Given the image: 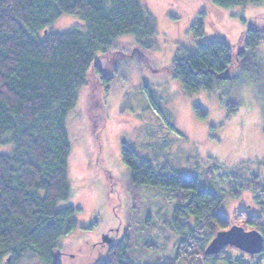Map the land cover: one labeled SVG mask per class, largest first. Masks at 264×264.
I'll list each match as a JSON object with an SVG mask.
<instances>
[{
  "label": "rangeland",
  "instance_id": "obj_1",
  "mask_svg": "<svg viewBox=\"0 0 264 264\" xmlns=\"http://www.w3.org/2000/svg\"><path fill=\"white\" fill-rule=\"evenodd\" d=\"M142 2L155 22L153 48L137 47L131 36L115 39L108 49L109 62L98 63L100 73L111 79L91 72L67 115L72 195L59 206L72 205L78 212L76 230L59 241L61 264L102 263L111 242L117 244L123 236L129 238L133 264H197L175 258L182 236L168 223L181 204L180 191L129 183L123 146L135 153L137 162L146 161L157 172L197 177L200 191L221 198L220 211L232 226L255 230L236 219L239 211L264 221L258 203L264 204V40L253 50L256 70L240 68L235 78L208 91L183 93L170 71L177 55L211 41L208 33L196 38L190 31L200 13L207 32L233 45L248 25L264 27V1L228 9L209 0ZM80 25L76 16L61 15L50 28L63 32ZM11 150V144H0V154ZM231 190L234 196L228 195ZM104 234L109 244L101 243ZM227 254L264 264V252L249 259L230 246L215 254L222 257L210 255L203 263L224 264L220 259ZM16 264L40 263L27 257Z\"/></svg>",
  "mask_w": 264,
  "mask_h": 264
},
{
  "label": "trees",
  "instance_id": "obj_2",
  "mask_svg": "<svg viewBox=\"0 0 264 264\" xmlns=\"http://www.w3.org/2000/svg\"><path fill=\"white\" fill-rule=\"evenodd\" d=\"M262 1L209 0L222 9ZM61 15L76 16L81 25L63 32L51 30ZM201 18L202 13L190 31L196 38L208 33L211 41L177 55L170 67L181 91L189 95L235 78L240 68L256 70L253 50L264 40V27L250 24L231 45L207 32ZM155 35L154 19L142 0H0V144L12 145L9 154H0V264L22 263L27 257L40 264H61L59 241L77 228L78 209L59 203L72 195L67 175L72 146L66 120L78 88L91 72L111 79L100 73L103 67L98 63L109 62L108 49L115 39L131 36L137 47L151 50ZM121 152L129 167V183L180 191L181 204L168 223L182 236L175 245V258L204 264L210 256L204 254L209 241L232 226L220 211L221 198L213 191H200L197 177L157 172L148 162H137L129 148L123 146ZM228 195L235 193L231 190ZM239 213L242 220L237 215L236 219L264 238L261 217ZM128 250L129 238L123 236L99 264H133ZM230 256L220 260L249 264L241 255Z\"/></svg>",
  "mask_w": 264,
  "mask_h": 264
},
{
  "label": "water",
  "instance_id": "obj_3",
  "mask_svg": "<svg viewBox=\"0 0 264 264\" xmlns=\"http://www.w3.org/2000/svg\"><path fill=\"white\" fill-rule=\"evenodd\" d=\"M110 242L108 234L101 236V243L109 244ZM227 246L248 255H258L263 251L264 238L256 230L245 231L242 227L233 225L227 230L217 232L205 247L204 254L215 255Z\"/></svg>",
  "mask_w": 264,
  "mask_h": 264
},
{
  "label": "flooded vegetation",
  "instance_id": "obj_4",
  "mask_svg": "<svg viewBox=\"0 0 264 264\" xmlns=\"http://www.w3.org/2000/svg\"><path fill=\"white\" fill-rule=\"evenodd\" d=\"M109 235H110V233H109ZM114 241H115V240H114ZM114 241H113V242H114ZM113 242H111V245H112V246L116 244V242H115V243H113ZM99 243H100V241H96V244H99ZM96 244H95V245H96Z\"/></svg>",
  "mask_w": 264,
  "mask_h": 264
}]
</instances>
